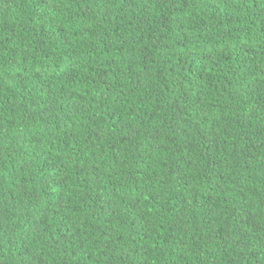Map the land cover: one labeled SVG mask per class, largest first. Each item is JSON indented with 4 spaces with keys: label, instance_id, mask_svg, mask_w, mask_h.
Masks as SVG:
<instances>
[{
    "label": "trees",
    "instance_id": "1",
    "mask_svg": "<svg viewBox=\"0 0 264 264\" xmlns=\"http://www.w3.org/2000/svg\"><path fill=\"white\" fill-rule=\"evenodd\" d=\"M0 264H264V0H0Z\"/></svg>",
    "mask_w": 264,
    "mask_h": 264
}]
</instances>
